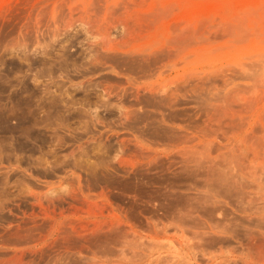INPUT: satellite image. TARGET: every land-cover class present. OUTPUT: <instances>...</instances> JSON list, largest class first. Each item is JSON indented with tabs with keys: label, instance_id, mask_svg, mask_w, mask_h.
Listing matches in <instances>:
<instances>
[{
	"label": "rangeland",
	"instance_id": "374dc122",
	"mask_svg": "<svg viewBox=\"0 0 264 264\" xmlns=\"http://www.w3.org/2000/svg\"><path fill=\"white\" fill-rule=\"evenodd\" d=\"M29 105L0 264H264V0H0V115Z\"/></svg>",
	"mask_w": 264,
	"mask_h": 264
},
{
	"label": "bare ground",
	"instance_id": "6f19581e",
	"mask_svg": "<svg viewBox=\"0 0 264 264\" xmlns=\"http://www.w3.org/2000/svg\"><path fill=\"white\" fill-rule=\"evenodd\" d=\"M20 99V98H19ZM21 100V99H20ZM19 100V101H20ZM25 100V99H24ZM24 100H23V102H24ZM22 103V102H21ZM16 104V103H15ZM25 104V103H24ZM29 104H30V102H29ZM17 105V104H16ZM22 105V104H21ZM21 105H19L17 108L18 109H23V106H21ZM31 105H29V108H28V111L32 114V120L30 119L29 120V117L26 115V112H22V116H21V123H19L18 125V129L16 128V126L15 127H11L9 124H7L6 123V121H4L3 120V118H2V116L0 115V118L2 119L1 121H0V125H1V131L0 132H2V134L4 133V134H7V133H9L10 135H11V137H7V135H4L3 136V139L2 140H0V149H6L5 148V146H6V144H7V141H6V139L7 138H13V137H17L16 139H20L21 138V140L23 139V137H21V136H24V137H33V136H35L34 135V132H32V128L33 127H35V126H38L41 122H42V120H39L38 119V117H37V115H35V113L36 112H34V111H32L31 110ZM20 110V111H21ZM4 119H5V117H4ZM9 134H8V136H9ZM20 144H21V146L20 147H22L23 148V145L25 144V143H23L22 141L21 142H19ZM26 146V145H25ZM32 151V150H31ZM225 176H227V175H225ZM225 176H222V177H220L218 180L220 181V184L222 185V181H226V178H225ZM229 181L227 180V183H228ZM229 186V185H228ZM231 186V185H230ZM232 187V186H231ZM225 188V187H224ZM228 188V187H227ZM225 190H226V188H225ZM230 190V189H229ZM228 190V191H229ZM228 191L226 192L225 191V193H228ZM229 194V193H228ZM216 196V195H215ZM227 196V195H226ZM216 198V197H215ZM227 198V197H226ZM206 201V206H207V208L210 210V208H211V211H213V209H216V207H217V204L219 203V202H216V200H213V198H211V196H209V197H207V199L205 200ZM217 203V204H216ZM218 206H220V205H218ZM220 208V207H219ZM222 208V207H221ZM220 208V209H221Z\"/></svg>",
	"mask_w": 264,
	"mask_h": 264
}]
</instances>
